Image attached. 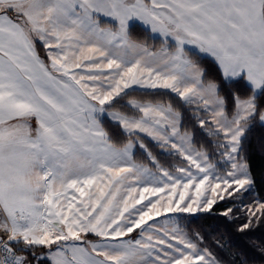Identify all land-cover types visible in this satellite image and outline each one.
<instances>
[{
	"label": "snow or ice",
	"instance_id": "1",
	"mask_svg": "<svg viewBox=\"0 0 264 264\" xmlns=\"http://www.w3.org/2000/svg\"><path fill=\"white\" fill-rule=\"evenodd\" d=\"M135 21L163 46L134 40ZM197 53L253 95L229 113ZM256 90L264 0H0V264H222L184 221L251 190L240 153L264 123ZM239 210L238 231L264 223V201Z\"/></svg>",
	"mask_w": 264,
	"mask_h": 264
},
{
	"label": "trees",
	"instance_id": "2",
	"mask_svg": "<svg viewBox=\"0 0 264 264\" xmlns=\"http://www.w3.org/2000/svg\"><path fill=\"white\" fill-rule=\"evenodd\" d=\"M131 30L132 38L146 43L149 48L159 49L163 46L162 40L152 37L149 30L142 25L134 23L131 25ZM40 51L43 54V50ZM192 52L196 53L195 51ZM197 56L201 67L206 70V78L219 83L220 95L225 99L226 110L229 113L234 111V95H239L242 99L253 95L246 81L239 79L224 80L211 57L198 53ZM197 56L193 58L195 59ZM255 96L259 110L264 111V91L255 92ZM138 98H140L139 95ZM163 98L167 99V96ZM173 102L178 104L175 98H173ZM104 126L113 133L114 138L123 139L119 129L107 118L104 119ZM184 126L194 131V143L197 148H204L209 152L214 151L209 144L211 138L206 135L205 130L195 127L191 113L186 109L184 110ZM144 142L165 166L177 163L174 157L168 156L150 138L145 137ZM136 155L138 160L144 159L146 156L143 150L139 148L136 150ZM240 155L249 167L253 180L251 190L235 201H225L215 205L209 213H197L189 216L184 222L190 231L199 232L204 237L203 246L209 248L222 264H264V223L255 225L244 232L238 231L239 226L244 222V213L239 210L240 205L249 204L256 200L264 201V123L260 122L258 115L250 122L245 133ZM215 159L218 158H214V161ZM227 207H235L237 211L234 216L240 218L222 216L221 213ZM43 251V249L37 248L35 255L38 256ZM28 255L31 259L32 254L28 253ZM32 264H36L35 260L32 261ZM41 264H47V262L42 261Z\"/></svg>",
	"mask_w": 264,
	"mask_h": 264
},
{
	"label": "rangeland",
	"instance_id": "3",
	"mask_svg": "<svg viewBox=\"0 0 264 264\" xmlns=\"http://www.w3.org/2000/svg\"><path fill=\"white\" fill-rule=\"evenodd\" d=\"M102 20H105V21H108V19H105V18H102ZM134 23H138V24H140V25H142L143 27H145L147 30H149V32H150V29L147 27V26H145L144 24H142L141 22H139V21H135V22H133L132 24H134ZM150 34L152 35V37H154V38H160L161 40H162V37H160L159 36V34H153V33H151L150 32ZM192 51H197L196 49H191ZM202 55H204V54H202ZM256 93H259L258 91H256ZM248 165V164H247ZM249 174H250V171H249ZM251 176V175H250ZM252 186H253V184H252ZM251 186V187H252ZM256 201H258V200H256ZM255 201V202H256ZM254 202H252V203H249V204H245V205H251V204H253ZM42 253H40L38 256H40Z\"/></svg>",
	"mask_w": 264,
	"mask_h": 264
},
{
	"label": "crops",
	"instance_id": "4",
	"mask_svg": "<svg viewBox=\"0 0 264 264\" xmlns=\"http://www.w3.org/2000/svg\"><path fill=\"white\" fill-rule=\"evenodd\" d=\"M105 19H108V18L105 17ZM256 91L260 92L261 90H256Z\"/></svg>",
	"mask_w": 264,
	"mask_h": 264
}]
</instances>
